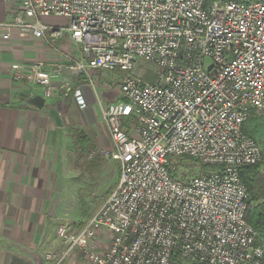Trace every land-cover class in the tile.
<instances>
[{
	"label": "built area",
	"instance_id": "1",
	"mask_svg": "<svg viewBox=\"0 0 264 264\" xmlns=\"http://www.w3.org/2000/svg\"><path fill=\"white\" fill-rule=\"evenodd\" d=\"M5 1L15 14L0 23L2 40L10 30L29 33L58 58L12 64L13 79L40 88L45 100L71 95L80 111L87 103L73 81L86 79L111 143L101 157L119 169L100 209L78 230L60 225L63 248L45 259L264 264L239 175L264 161L244 132L252 113L264 112V0ZM66 34L70 52L59 47ZM137 60L153 66L154 80L125 76L120 99L102 107L91 73L132 71Z\"/></svg>",
	"mask_w": 264,
	"mask_h": 264
},
{
	"label": "crops",
	"instance_id": "2",
	"mask_svg": "<svg viewBox=\"0 0 264 264\" xmlns=\"http://www.w3.org/2000/svg\"><path fill=\"white\" fill-rule=\"evenodd\" d=\"M14 6L0 0V23L13 18ZM5 33L0 31V264H53L45 255L63 248L57 232L54 234V216L61 208L58 162L63 159L55 150L57 144L52 143L61 127L56 128L44 110L27 104L28 99L42 97L43 92L14 80L11 66L39 62L50 65L58 58L29 33L10 30L9 39L2 40ZM59 47L64 52L73 51L67 34ZM99 74L100 71L92 72L91 77ZM73 82L81 88L88 86L83 77ZM102 89L106 105L120 99L119 89L112 94ZM83 94L86 97L89 92ZM63 98L56 91L45 103L54 105ZM94 135L98 145L104 142L107 148L111 146L105 127L97 128ZM67 259L61 264H66ZM67 264L79 262L70 260Z\"/></svg>",
	"mask_w": 264,
	"mask_h": 264
},
{
	"label": "rangeland",
	"instance_id": "3",
	"mask_svg": "<svg viewBox=\"0 0 264 264\" xmlns=\"http://www.w3.org/2000/svg\"><path fill=\"white\" fill-rule=\"evenodd\" d=\"M54 23L61 25L64 22L54 20ZM135 67L132 71L101 70L98 77H92L94 89L102 102V107L106 106V102L102 100V93L105 92V89L102 88H107L106 91L112 94L120 87L125 76H140L141 79L150 82L154 80L155 74L152 65L137 60ZM84 81L88 86L82 88L83 93L89 92V95L85 97L87 98L85 110L80 111L75 108L73 103V105L71 104V95L64 97L62 102H58L60 104L53 105L58 110L63 122L61 129L53 135L52 142L57 144L56 147L54 146L55 150H58L63 159L62 162H58V177L61 182L57 189L60 191L61 208L55 216L53 215L56 221L54 234L60 225L66 226L71 231L84 226L100 209L118 182V164L115 161L102 158L101 152L107 148V145L104 142L103 146L98 145L95 141L94 132L97 128L101 129L104 126L103 123L101 126L100 107L97 104L93 87L88 84L86 79ZM255 119L260 121V128L263 130L264 112L258 113ZM92 121L95 124H92ZM81 135H85L87 138V143L84 146L80 144ZM256 140L264 149V141L257 137ZM93 162H99L100 168L94 169ZM190 167L195 174H199L200 167L198 165L191 163ZM102 237L100 241L105 243L108 240L107 236ZM70 260H75L79 264H90L79 254L73 255L72 258L67 259V262Z\"/></svg>",
	"mask_w": 264,
	"mask_h": 264
},
{
	"label": "trees",
	"instance_id": "4",
	"mask_svg": "<svg viewBox=\"0 0 264 264\" xmlns=\"http://www.w3.org/2000/svg\"><path fill=\"white\" fill-rule=\"evenodd\" d=\"M217 0H203L205 7ZM240 3H248L257 0H232ZM257 114L252 113L244 124V132L252 137L255 141L256 137L264 141V129L260 128V121L256 120ZM81 145H86L87 138L81 135ZM101 163V162H100ZM94 169H99V162H93ZM241 181L246 185L249 193L248 211L246 213V222L258 234V238L264 243V162L250 167H244L239 172ZM115 188V187H114ZM83 227V226H82Z\"/></svg>",
	"mask_w": 264,
	"mask_h": 264
},
{
	"label": "water",
	"instance_id": "5",
	"mask_svg": "<svg viewBox=\"0 0 264 264\" xmlns=\"http://www.w3.org/2000/svg\"><path fill=\"white\" fill-rule=\"evenodd\" d=\"M27 104L37 110H44L56 128L63 126L58 110L53 105H47L41 96H34L27 100Z\"/></svg>",
	"mask_w": 264,
	"mask_h": 264
}]
</instances>
